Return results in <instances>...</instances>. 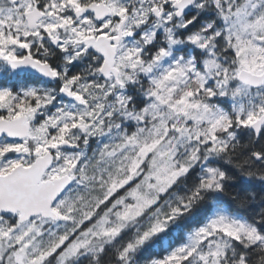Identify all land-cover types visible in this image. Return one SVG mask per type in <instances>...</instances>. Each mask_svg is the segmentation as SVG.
Wrapping results in <instances>:
<instances>
[{
    "label": "snow or ice",
    "instance_id": "obj_1",
    "mask_svg": "<svg viewBox=\"0 0 264 264\" xmlns=\"http://www.w3.org/2000/svg\"><path fill=\"white\" fill-rule=\"evenodd\" d=\"M0 264H264V0H0Z\"/></svg>",
    "mask_w": 264,
    "mask_h": 264
}]
</instances>
